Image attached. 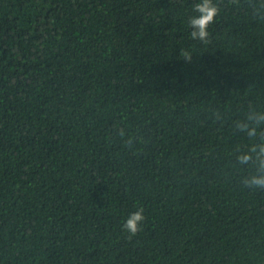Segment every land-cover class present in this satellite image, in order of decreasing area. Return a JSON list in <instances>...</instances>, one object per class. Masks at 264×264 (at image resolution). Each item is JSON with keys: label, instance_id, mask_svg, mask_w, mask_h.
Returning <instances> with one entry per match:
<instances>
[{"label": "trees", "instance_id": "obj_1", "mask_svg": "<svg viewBox=\"0 0 264 264\" xmlns=\"http://www.w3.org/2000/svg\"><path fill=\"white\" fill-rule=\"evenodd\" d=\"M197 2L0 0V264H264L236 127L264 112V0H214L207 45Z\"/></svg>", "mask_w": 264, "mask_h": 264}, {"label": "clouds", "instance_id": "obj_2", "mask_svg": "<svg viewBox=\"0 0 264 264\" xmlns=\"http://www.w3.org/2000/svg\"><path fill=\"white\" fill-rule=\"evenodd\" d=\"M196 15L190 17L188 26L191 29L190 38L202 44H209V27L215 23L219 15V8L214 0H199L193 8ZM182 59L188 63L192 62L193 56L188 51L181 52ZM264 126V112H251L248 115L247 122H238L236 127L251 138L252 143L249 148L241 152L237 157L241 165H254L256 174L245 177L244 183L247 187L264 189V137L260 134V129ZM144 209L129 215L123 224V229L128 233V238L132 239L142 230V223L146 219Z\"/></svg>", "mask_w": 264, "mask_h": 264}]
</instances>
